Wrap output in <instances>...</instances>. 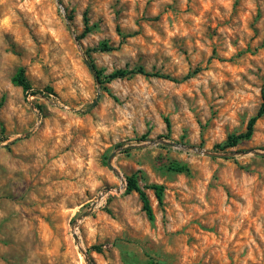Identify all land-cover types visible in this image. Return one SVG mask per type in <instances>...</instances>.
<instances>
[{
    "label": "rangeland",
    "instance_id": "obj_1",
    "mask_svg": "<svg viewBox=\"0 0 264 264\" xmlns=\"http://www.w3.org/2000/svg\"><path fill=\"white\" fill-rule=\"evenodd\" d=\"M262 90L264 0H0V264H264Z\"/></svg>",
    "mask_w": 264,
    "mask_h": 264
},
{
    "label": "trees",
    "instance_id": "obj_2",
    "mask_svg": "<svg viewBox=\"0 0 264 264\" xmlns=\"http://www.w3.org/2000/svg\"><path fill=\"white\" fill-rule=\"evenodd\" d=\"M101 47L107 50L110 49V47L106 46L105 44H102ZM90 68H91V71L93 73L95 80L98 83L102 84L103 81L100 79L101 70H99L93 62H90ZM197 70L198 69H195L192 73H196ZM134 73H139V74H143L147 76L163 77V78L170 79L172 81H179V79L172 78L169 75H163L158 72L146 71L142 67H137V68H132V69L121 68V69L113 70L108 75H106V81H110L115 78H123V77L129 76ZM189 76L190 75H186L184 78L189 77ZM11 81L13 84L20 86L24 92L29 91L31 88L28 80L25 77L23 67L17 68L16 72L11 77ZM263 113H264V90L261 91V103L256 113L248 119L247 124H246V129L239 133L229 134L222 143H217L214 145V147L218 148L219 150H224L228 147H233L237 145L242 140L249 139L252 136L255 121ZM166 123H167V126L169 127V122L167 119H166ZM161 137L167 138L166 136H161ZM168 169L173 170V171H178V172L188 171L186 164H181L178 162H171L168 165ZM125 180H126V189H125L126 193H130V192L137 193L141 201L142 209L144 210L146 217L150 221H153L155 218L154 212H153L149 197L146 191L144 190V188L152 189L158 203H161L163 199L164 188H165L164 185L160 183H150V184H145L143 186H140L138 172H133L130 175L125 176ZM157 264H160V263H157Z\"/></svg>",
    "mask_w": 264,
    "mask_h": 264
},
{
    "label": "water",
    "instance_id": "obj_3",
    "mask_svg": "<svg viewBox=\"0 0 264 264\" xmlns=\"http://www.w3.org/2000/svg\"><path fill=\"white\" fill-rule=\"evenodd\" d=\"M153 142H155V141H153ZM160 142H162V143H167V144H169V145H171V146L178 147V148H181V149H184V150H193V151H196V152H198V153H204V152H205V150L202 149L201 147H197V146H193V145L179 144V143H176V142H174V141H167V140H163V139H161ZM244 153H246V152H244ZM257 153H258V152H257ZM113 156H114V154H111V156L109 157V161L111 160V158H112ZM112 169L114 170V168H112ZM119 177H120L121 181H123V182L126 181V180H124V177H122L120 174H119ZM107 191H108L107 189L103 190V191L100 193V195L98 196L97 200H99L100 197H102L104 194H106ZM85 259H86V261H87V264H89V263H88V259H87V258H85Z\"/></svg>",
    "mask_w": 264,
    "mask_h": 264
}]
</instances>
